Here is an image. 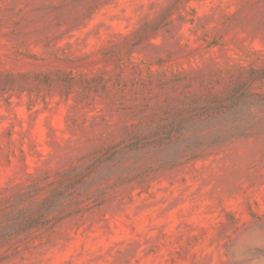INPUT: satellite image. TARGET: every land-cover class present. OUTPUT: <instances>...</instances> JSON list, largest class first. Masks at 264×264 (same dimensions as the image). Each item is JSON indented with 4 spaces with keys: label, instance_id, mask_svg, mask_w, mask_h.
Instances as JSON below:
<instances>
[{
    "label": "rangeland",
    "instance_id": "374dc122",
    "mask_svg": "<svg viewBox=\"0 0 264 264\" xmlns=\"http://www.w3.org/2000/svg\"><path fill=\"white\" fill-rule=\"evenodd\" d=\"M0 264H264V0H0Z\"/></svg>",
    "mask_w": 264,
    "mask_h": 264
}]
</instances>
